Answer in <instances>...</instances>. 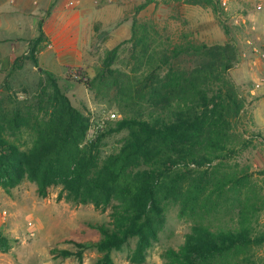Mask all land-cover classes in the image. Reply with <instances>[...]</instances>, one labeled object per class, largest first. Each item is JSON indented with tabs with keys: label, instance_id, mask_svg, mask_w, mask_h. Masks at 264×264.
<instances>
[{
	"label": "trees",
	"instance_id": "1",
	"mask_svg": "<svg viewBox=\"0 0 264 264\" xmlns=\"http://www.w3.org/2000/svg\"><path fill=\"white\" fill-rule=\"evenodd\" d=\"M187 1L212 9L219 19L224 13L220 0ZM221 24L229 37L230 28ZM39 29L43 33L42 23ZM132 30L128 43L138 59L124 90L123 117L87 143L89 117L72 105L51 72H45L47 84L34 104L7 111L0 103V188L9 193L30 181L38 196L47 198L51 188L61 186L58 200L110 210L109 222L86 224L99 235L90 242L100 255L95 264H117L113 253L133 238L137 245L130 260L143 264L169 203L178 204L179 216L192 219L193 226L183 245L162 254L167 264H257L264 246V230L257 228L260 193L249 168L227 169L253 143L240 130L249 101L231 76L241 62L237 43L185 39L155 47L144 28L135 40L137 20ZM43 40L41 35L34 41L35 63ZM121 48L107 51L94 78L76 74L75 81L100 92L117 74ZM24 132L33 136L31 147L17 141ZM120 133L125 136L119 146L107 153V139ZM17 243L0 230V252ZM71 243L73 249H52L53 258L82 263L89 242Z\"/></svg>",
	"mask_w": 264,
	"mask_h": 264
},
{
	"label": "rangeland",
	"instance_id": "2",
	"mask_svg": "<svg viewBox=\"0 0 264 264\" xmlns=\"http://www.w3.org/2000/svg\"><path fill=\"white\" fill-rule=\"evenodd\" d=\"M111 1L108 6L115 8L114 12L117 13L121 10L122 18L137 20L136 41L144 28L155 47H171L185 39L215 45L233 38L237 43L241 62L231 71V76L241 94L249 101L241 118L240 130L251 137L253 143L230 161L227 169L235 168V164L240 165V170L249 168L252 185L260 193L258 206L262 208L257 228L264 230V105L260 102L264 94L250 96L255 85L264 80V60L255 54V48L264 46V0H227L226 5L224 0H220L224 9L221 19L212 9L187 0ZM24 2L29 4L30 9L33 4L35 11L42 14L44 8L40 2L35 4L33 0H22L21 4ZM3 3L10 10L4 13V24H0V103L4 109L8 111L16 106L34 104L42 87L47 84L45 72H51L59 76L58 83L72 105L89 117V128L98 120L105 119L107 129L122 119L120 106L123 104L124 90H128L129 82L135 76L138 59L133 44L128 43L133 36V26L127 31H119V21L106 26H87L82 34L85 55L63 59L57 72H52L42 66L39 58L42 49L50 46L45 39L36 46L34 54L38 63L30 59L34 41L41 35L44 38V33L40 32L39 26L31 29L28 16L15 11L19 3L17 0H3ZM261 3L263 8L258 9ZM143 4H147V7L138 13L139 6ZM21 20L25 22L24 28L18 27ZM221 20L230 28L229 37ZM119 45H122L120 59L114 66L117 74L108 79L100 92H92L75 81L76 74L94 78L107 51ZM114 81L117 84H113ZM112 113L117 117L108 120ZM124 136V133H120L108 138L104 150L112 152ZM17 141L26 148L31 147L33 136L30 132H24L18 135ZM36 190V184L30 181H25L9 193L0 188V230L18 240L10 252H0V264H95L100 255L90 247V242L98 241L99 235L86 224L109 222L111 211L97 210L93 204L74 205L64 199L58 200L61 186L51 188L47 198L39 197ZM179 212L178 204L166 205L164 224L158 239L148 249L143 264H167L162 254L169 248L178 249L185 243L193 220L181 218ZM72 241L89 242L83 262L75 259L55 260L51 250L73 249ZM136 245L137 238H133L121 251H115L113 256L116 263L133 264L130 258ZM255 261L264 264V246L258 249Z\"/></svg>",
	"mask_w": 264,
	"mask_h": 264
},
{
	"label": "crops",
	"instance_id": "3",
	"mask_svg": "<svg viewBox=\"0 0 264 264\" xmlns=\"http://www.w3.org/2000/svg\"><path fill=\"white\" fill-rule=\"evenodd\" d=\"M17 1L19 3L15 11L19 15L28 16L31 29H35L42 23L45 42L50 43V46L42 49L39 58L42 66L52 72H57L56 69L59 68L63 59L81 58L85 55L86 47L82 45V34L87 26H106L119 21L121 22L119 31H127L134 23V20L122 18L121 10L117 9L119 12H114L115 8L108 6L111 0H33L40 2L44 8L42 14L35 11L33 4L30 9L29 4L25 2L21 4L22 0ZM27 11L30 13L27 14ZM7 12L10 10L6 9L3 0H0V24L2 25L5 22L3 18L6 14L4 13ZM114 15L115 19H113ZM24 23L23 20L18 21V27L24 28ZM259 94H264V90L257 91L256 95L250 91L252 97ZM260 102L264 105V98Z\"/></svg>",
	"mask_w": 264,
	"mask_h": 264
},
{
	"label": "built area",
	"instance_id": "4",
	"mask_svg": "<svg viewBox=\"0 0 264 264\" xmlns=\"http://www.w3.org/2000/svg\"><path fill=\"white\" fill-rule=\"evenodd\" d=\"M38 2L36 1L35 4H37ZM224 5L227 4V0L223 1ZM258 9H262L263 8V4H259L257 6ZM255 54L258 55L262 60H264V46H262V48H255ZM259 90H264V80L257 83L254 87V89L251 90V93L253 95L257 94V91ZM117 117V115L115 113L110 114V116L108 117V120H114ZM107 126V120L105 119H101L98 120L96 123H94L91 128H89L88 130V134H87V138L88 141L92 140L95 138L96 135H98L101 131H103Z\"/></svg>",
	"mask_w": 264,
	"mask_h": 264
}]
</instances>
